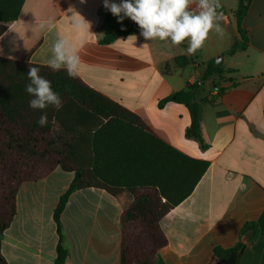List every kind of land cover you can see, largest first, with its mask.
<instances>
[{
  "label": "crops",
  "instance_id": "0c3cea01",
  "mask_svg": "<svg viewBox=\"0 0 264 264\" xmlns=\"http://www.w3.org/2000/svg\"><path fill=\"white\" fill-rule=\"evenodd\" d=\"M120 3V0H110ZM50 3L42 19L41 10ZM198 3V0H197ZM223 36L210 32L203 48L188 55L185 46L169 40L120 37L101 45L104 0H28L20 19L0 37V56L48 66L53 43L63 37L81 58L79 77L91 88L138 115L166 144L210 163L193 193L162 220L168 248L157 264H209L214 249L247 244L237 264H264V0H253L242 23L245 51L227 52L241 40L234 17L238 0H219ZM72 8L89 22L77 32ZM196 3L189 10H196ZM53 21L49 31L42 22ZM146 43V44H145ZM185 57L180 66L176 58ZM222 58L221 72L203 81L197 93L201 107L204 149L186 137L191 117L175 102L159 108L160 100L199 83L208 64ZM168 69L166 70V68ZM223 95L214 105L211 95ZM74 180L56 168L38 181L24 182L16 196V216L1 236L8 264H56L59 236L54 214ZM127 195L122 193V198ZM128 197V196H127ZM196 217H187V212ZM122 209L116 197L100 188L73 192L60 220L65 264H119ZM254 226L256 233L250 227ZM245 230V233H244Z\"/></svg>",
  "mask_w": 264,
  "mask_h": 264
},
{
  "label": "trees",
  "instance_id": "16d2710c",
  "mask_svg": "<svg viewBox=\"0 0 264 264\" xmlns=\"http://www.w3.org/2000/svg\"><path fill=\"white\" fill-rule=\"evenodd\" d=\"M27 1L0 0V37L8 24L20 19ZM252 1L238 0L234 17L241 40L231 46L228 55L247 48L242 23ZM49 6L50 3L41 10L40 19ZM101 30V45L141 31L129 18L118 23L111 12L104 13ZM40 44L41 41L23 59L0 56V264H8L1 253V236L16 216L20 186L43 179L56 168L74 174L54 214L59 236L56 264H65L68 256L61 213L73 192L87 188L104 189L120 202L119 264H157L159 255L169 246L161 226L163 218L193 193L210 163L166 144L138 115L94 90L79 76L70 78L63 69L53 71L49 66L30 62V54ZM188 62L185 57L176 58L180 66ZM30 67H39V74L59 93V109L49 106L41 111L29 107L33 97L25 89L30 83ZM220 72L221 65L210 62L199 83L187 85L158 104L161 109L170 102L184 105L191 117L186 137L198 141L204 149L207 145L202 137L197 93L203 81ZM223 93L224 90L211 95L208 102L214 105ZM45 113L48 122L41 127L38 120ZM122 193L128 197L122 198ZM247 227L256 233L254 226ZM246 247L240 241L232 248H215L209 264H237Z\"/></svg>",
  "mask_w": 264,
  "mask_h": 264
},
{
  "label": "clouds",
  "instance_id": "9594fccd",
  "mask_svg": "<svg viewBox=\"0 0 264 264\" xmlns=\"http://www.w3.org/2000/svg\"><path fill=\"white\" fill-rule=\"evenodd\" d=\"M194 3L197 5L196 10H189L190 5ZM104 7L117 17L118 23H123L125 18H129L137 24L145 41L169 40L175 47L187 41L188 55H195L204 47L210 32L214 31L221 36L224 34L220 24L223 14L217 11L220 8L219 0H198V3L197 0H120V3L104 0ZM68 11L72 12L69 21L77 32L85 30L86 27L90 28L89 22L74 9L69 8ZM39 27L51 31L55 24L53 21H47L42 22ZM127 39L136 41L137 36L130 35ZM51 52L47 64L53 71L63 69L70 78L79 75L81 58L69 40L63 37L57 39ZM39 73V67H30L27 73L30 83L26 85L25 90L33 97L29 101V107L41 111L49 106L59 109L62 105L59 93L55 92L51 82ZM47 122L45 113L40 116L38 124L43 127ZM187 217L196 219L191 211L187 212Z\"/></svg>",
  "mask_w": 264,
  "mask_h": 264
},
{
  "label": "water",
  "instance_id": "95a60500",
  "mask_svg": "<svg viewBox=\"0 0 264 264\" xmlns=\"http://www.w3.org/2000/svg\"><path fill=\"white\" fill-rule=\"evenodd\" d=\"M222 58L216 59V64H219Z\"/></svg>",
  "mask_w": 264,
  "mask_h": 264
}]
</instances>
